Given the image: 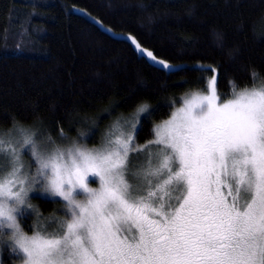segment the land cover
Returning a JSON list of instances; mask_svg holds the SVG:
<instances>
[{"label": "snow or ice", "instance_id": "1", "mask_svg": "<svg viewBox=\"0 0 264 264\" xmlns=\"http://www.w3.org/2000/svg\"><path fill=\"white\" fill-rule=\"evenodd\" d=\"M198 67L213 73L208 94L186 100L143 145L148 106L96 149H49L25 129L7 146L0 138V236L11 230L23 264H264V79L254 72L239 90L230 81L232 98L220 101L217 69ZM28 146L35 171L22 159ZM40 190L61 198L66 218L29 236L18 214Z\"/></svg>", "mask_w": 264, "mask_h": 264}, {"label": "trees", "instance_id": "2", "mask_svg": "<svg viewBox=\"0 0 264 264\" xmlns=\"http://www.w3.org/2000/svg\"><path fill=\"white\" fill-rule=\"evenodd\" d=\"M209 65L221 99L230 81L239 90L254 72L264 79V0H0V131L39 128L58 144L90 135L92 145L112 119L134 122L148 106L143 145L190 92L207 89L213 73L198 66ZM57 203L38 206L48 214Z\"/></svg>", "mask_w": 264, "mask_h": 264}, {"label": "rangeland", "instance_id": "3", "mask_svg": "<svg viewBox=\"0 0 264 264\" xmlns=\"http://www.w3.org/2000/svg\"><path fill=\"white\" fill-rule=\"evenodd\" d=\"M129 38H131V41L134 40V38L131 35H128ZM135 45V44H134ZM149 51V50H148ZM151 59V58H150ZM163 61V60H162ZM166 62V61H164ZM169 65H172L168 62H166ZM210 81H208L207 84V89L205 91H195V92H190L182 101L180 105H177L174 107L172 113L170 116H168L165 120L161 121L157 125H161L164 121L169 120L174 113H176L180 108L184 107V102L188 99H191L195 95H203V94H208V89L210 87ZM217 91V88H216ZM218 93V92H217ZM231 97L227 99H221L220 101H227L228 99H231ZM139 115V114H138ZM133 118L131 116H118L116 119H112L109 125L102 130L101 134H99L98 137V142L92 145H88L86 142L88 141V138H90V135H85L82 136L83 142H76V141H70L68 137L65 135H62L59 138V144L58 142H55L54 145L58 144L60 149H66L68 147H71L74 144L80 145V146H85L89 149H96L100 148L108 138L112 137L113 134H118L121 130L125 128L126 124L132 123ZM156 125V126H157ZM17 129H24L21 127H16L14 129H11L7 132H1L0 131V138H2L5 142V146H7L10 142L14 143L15 140L19 139L22 140L23 137L22 135L17 132ZM25 130H31L35 133H37L36 139L37 143L40 144L41 141H43V144L40 146L42 147H48L51 149L53 147V144L49 142V139L44 137L42 134L43 132L39 128H26ZM153 139V138H152ZM52 141V140H51ZM31 146H28L27 149H25L24 154L22 156V159L24 163L27 164H32L33 168L32 170L35 171V165L32 160V156L30 153ZM0 163H5L3 161H0ZM143 163V156L141 155L139 158L133 156V164L134 165H139ZM8 171L7 166L3 168L2 171H0V175H6ZM90 187L96 188L98 187V181L97 183H90ZM56 199L59 200L61 204L57 203L55 206L56 209L52 210L51 212L43 213L40 209L39 202L42 199ZM79 199H83V196L78 197ZM29 203L32 205V208L30 209H23L24 215L21 217L18 214V223L21 227V229L26 233L27 235H32L33 231L36 229L37 226H41L46 228L48 231H53L55 230L58 225L55 223L57 219L59 220H64L66 218V213L67 209L65 207V203L61 200L60 197H53L50 194L44 192L43 190L36 191V192H30L29 193ZM4 235L0 236V264H4V253H5V248H7L10 251V254L6 257L7 263L8 264H23V261L21 258L22 253H19L18 249H15L10 238V232L11 230L9 229H3Z\"/></svg>", "mask_w": 264, "mask_h": 264}]
</instances>
